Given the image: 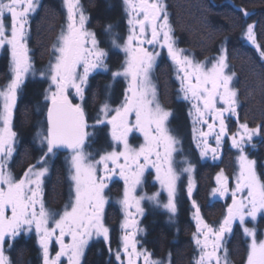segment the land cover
I'll return each instance as SVG.
<instances>
[{
    "label": "snow or ice",
    "instance_id": "1",
    "mask_svg": "<svg viewBox=\"0 0 264 264\" xmlns=\"http://www.w3.org/2000/svg\"><path fill=\"white\" fill-rule=\"evenodd\" d=\"M63 3L67 24L53 45L54 62H50L47 72L40 73L42 78L50 81L45 96L49 101L47 135L39 140L41 145H47V151L38 160L39 167L30 165L23 177L15 179L8 170V161L15 151L13 109L26 75L30 72L35 74L27 37L30 16L37 11L39 0H0V48L8 46L13 72L9 83L0 88V264H12L5 247L11 249L21 233L31 232L33 228L41 250L42 264H63L62 258H66L67 264H81L85 247L93 236H102L107 244L109 229L104 224L107 202L104 190L108 187V181L117 175V170L124 181V198L120 203L126 216L133 215V207L143 214L140 202L144 199L166 210L170 220L175 216L180 173L175 167L173 154L178 151L180 141L168 127L172 113L160 104L151 80V71L161 53L145 45L153 46V49L156 46L166 48L176 66L179 92L191 104L189 116L193 122L194 142L197 147L201 143L204 145L200 153L202 158L208 152L212 153L213 160L219 158L217 149L221 146L222 138L228 134L225 114H238V92L232 86L235 73L226 71L229 65L225 49H221V54L211 63V67L195 62L176 46L163 0H123L129 34L121 43V37L113 31L112 25H106L104 30L111 46L125 54L122 68L112 72L113 80L123 76L128 86L119 107L113 109L107 100L100 104L95 125L91 127L110 126L113 150L100 155L98 160L90 159V154L84 150L91 135L88 131L90 125L82 103H75L70 98L73 93L69 90H73L74 95L83 102L90 74L97 70L109 71L106 64L109 53L100 46L96 33L85 27L88 17L80 0H63ZM238 10L245 17L250 15L243 8ZM8 18L10 27L6 23ZM253 27L252 24L247 25L244 38L256 47L264 59V50L257 43ZM132 114L135 116L134 123L130 119ZM217 121L219 132L215 131ZM237 122L240 130L230 139L232 148L239 153L238 173L235 188L231 190L232 203L227 206V215L218 228L210 226L202 218L195 200L192 202L196 222L193 241L198 252L194 264H229L224 247L225 234L232 231L233 222L237 220L245 236L251 238L246 264H264V240H258L256 228H249L246 223L249 218L255 223L258 215L264 214V182L257 175L256 161L250 159L245 151V145L252 142L253 136L264 132V125L249 127L247 123ZM197 125H207V132L200 128L202 140H197ZM133 131L144 138L138 149L129 143V134ZM212 135H215L217 147H209L206 138ZM57 148L71 151L69 177L73 181L74 196L70 195V204L65 206L59 219H54L45 207L42 186L43 177L49 171V154H55ZM148 167L155 169L156 181L168 194L167 203L160 201L159 192L151 196L133 195L137 186L142 184L144 171ZM182 171L189 174L187 191L189 199H192L193 166L186 162ZM216 183L212 195L223 198L229 192V180L223 170L217 174ZM135 224L133 219L122 224V227L127 229ZM139 231L142 230L137 228L136 231L125 232L122 247L115 251L117 264H139L141 259L143 264H164L162 260L153 259L146 249L137 248L139 242L135 236ZM66 237H70V242H66ZM53 240L59 245L54 256L50 254ZM109 254H112L111 248ZM168 264H171V253Z\"/></svg>",
    "mask_w": 264,
    "mask_h": 264
},
{
    "label": "trees",
    "instance_id": "2",
    "mask_svg": "<svg viewBox=\"0 0 264 264\" xmlns=\"http://www.w3.org/2000/svg\"><path fill=\"white\" fill-rule=\"evenodd\" d=\"M166 5L172 36L178 47L198 61L213 58L222 48L225 49L230 70L235 73L234 86L238 92L239 105L236 120L239 123H247L249 127L264 125V59L261 58L256 47L243 35L247 25L252 24L257 43L261 46V50H264V0H166ZM54 6L42 5L39 13L31 18L30 43L36 55L34 59L36 72L42 68L46 71L53 58L52 47L59 34L58 11ZM90 8L91 18L99 24L106 21L112 22L117 16L118 8L111 0H90ZM240 8L245 9L250 15L245 17L243 12L238 10ZM2 65L0 61V83L3 81ZM41 83L37 75L36 79H31L22 85L19 93L13 130L22 138L25 145L30 136L34 137L39 133L37 123L43 126L42 113L45 102L41 97ZM172 132L182 139L180 140L182 149L191 152L188 134L182 137L175 127ZM94 138L97 137H88L87 145H90ZM248 149L249 156L256 161V170L261 182H264V132L254 136ZM20 152V159L14 161L18 169H21L29 160L27 152ZM224 153L218 164H213L214 172L223 169L228 176H231L234 153L228 146H224ZM60 164V161L56 159L51 171L52 176L48 181L51 184L49 188L51 203H48L47 207L51 209L59 208L67 194V182L61 176L63 171ZM200 167L202 172V168L205 170L206 165ZM63 168L66 171L64 162ZM200 177L201 185L196 203L199 208H203L206 204L208 176L204 177L201 174ZM179 206L178 220H170L169 215L151 207V212L146 213V218L143 220L142 250L146 249L152 254V258L157 260L169 259V253H171V264H193L194 257H197V247L191 242L195 232L193 222L187 218V209L182 199ZM217 208V219L220 220L224 213V204L218 202ZM258 217L256 227L262 229L264 214ZM116 219L117 213L112 209L107 216V221L111 224L110 229L113 235H115ZM229 240L231 251H233L230 253V261L242 264L246 253L245 240L238 230ZM111 249L110 255L105 246L95 243L85 251L82 264H113V257L118 247L114 246ZM6 250L12 264H41L38 259V248L32 237L25 239L23 235H20L12 248L9 249L6 246Z\"/></svg>",
    "mask_w": 264,
    "mask_h": 264
},
{
    "label": "flooded vegetation",
    "instance_id": "3",
    "mask_svg": "<svg viewBox=\"0 0 264 264\" xmlns=\"http://www.w3.org/2000/svg\"><path fill=\"white\" fill-rule=\"evenodd\" d=\"M115 3L116 7L118 8L117 11V16L115 17V19H113L112 22L106 21L103 24H99L98 22L96 23V21L94 19L91 18V14H90V0H80V4L84 9V13L85 15L88 17V20L86 22L85 27L96 33L97 35V39L100 41V46L102 48H105L108 51V57L106 59V64L108 65L109 71L104 72V71H94L90 74L89 78H88V83L87 86L85 87V96H84V100L83 102L80 101L79 98H77L74 95L73 90H69L70 92H72L73 94L70 96V98L75 102V103H82L86 116H87V121L88 124L90 125V127L88 128V131L91 133V136L93 137H97L91 140V144H88V139L85 143L84 146V150L86 153L90 154V159H95L96 157H99L100 154H104L105 152H110L113 150V141L111 139V135H110V126L107 124L104 125H96L95 127H91L92 125H95V121H96V117L97 114L99 112V107L100 104L104 101L107 100V102L109 103V105L114 109L116 107H119L124 99V92L125 89L127 88V83L125 82V78L123 76L116 78L115 80H113L112 77V72L116 71L118 69H121L123 64H124V60H125V54L123 52H121L119 49H115L111 46L110 44V40L108 38V34L105 32V26L106 25H112V29L115 33L119 34V36L121 37L120 42L123 43V40L127 37V35L129 34V26L127 24V16L126 13L124 11V5H123V0H111ZM163 3L165 4V8L167 11V5H166V0H163ZM47 5V6H54L56 7L57 11H58V17H59V28H58V32L61 31V29L66 27L67 24V12H66V8L65 5L63 3V0H39V7L37 8V11L32 14L30 16V21L31 18L34 17L35 15H37L40 11V8L42 7V5ZM169 16V15H168ZM29 28V25H28ZM172 34V33H171ZM27 43H28V48H29V56L30 58H34L36 57L35 54L30 52V43L29 40L27 38ZM145 47L149 48L150 50H155L160 52L161 54L156 58L155 64L153 66V69L151 71V80L153 85L155 86L156 89V93H157V99L159 100L160 104L167 110H169L172 114L169 117L168 120V127L169 129L172 131L175 128H177V130L179 131V134L182 137H185L188 134V138L191 144V152L189 151H185L182 149V151L180 152V155H183L185 158H189L193 160V165L195 166V184H194V188H193V192H192V199H189L188 194L186 195V191H184V189L182 188V180L180 179L179 181H177V192H176V204H177V211L174 217H172V219L174 220H178V214L180 212L179 208V203H180V199H182L184 201V205H185V209H187V218L188 220H192L193 222V227H194V231L196 232V222L194 220V212L195 209H193L192 207V202L193 200L198 199L197 195L199 192V186L200 184V180L199 178H201V174H203V176H208V185L206 187H208V191L207 194L205 196L206 198V204L204 205L203 208L200 207V213L202 218L204 219L205 223H207L210 226H216L218 223L217 217H218V208H217V199L216 197H213L212 195V189L214 188L215 182H214V162L212 159V153L208 152V154H210V156H207V158L205 160L202 159V157H200V155L197 154V150L194 147V140H193V133L191 131V128L193 127V122H192V118L189 116V110L191 108V104L188 101H185L182 98L181 93L179 92L180 89V81L177 79V69L176 66L174 65L173 61L169 58L168 53H167V49H161L158 46H156L153 49V46L150 45H145ZM179 49H182L180 47H178ZM0 61H2V70H1V74L3 75V80L5 81L7 79V75H9V68H10V63H11V57L9 55V49L7 47H5L4 49L1 50L0 52ZM43 67V66H42ZM82 71V69H81ZM41 72H46L44 68H42L41 70H39V72H37L38 75V79L42 82L41 86H42V91H41V97L42 100H44L45 102V106L43 109V113H42V118H43V126H41V128L39 129V136L38 134L33 136H30L28 138V142L27 145L23 144L22 138L17 136L15 137V151L13 153V156L11 158V162L10 163V168L12 169V171H16L18 170L20 173H23L25 170H27L29 168L30 165H34L37 164V159H40L41 156H43L44 152L47 151V145H38L39 144V140L40 137L47 135V118H46V113H47V106L49 101H47L45 99V94H46V90L49 88L48 85V79L46 78H42L40 73ZM182 75V73H181ZM98 78V79H96ZM29 80H27L24 84L28 83ZM23 84V85H24ZM18 96V94H17ZM17 106H18V98L16 99V104L15 107L13 109V117H12V127L13 125H15L16 122V111H17ZM219 107H222L223 105H218ZM238 112V110H237ZM91 116V118L89 117ZM131 121L134 123L135 122V116L134 114H132L130 116ZM211 122V120H210ZM199 126L198 132L200 131V128L203 127V130L205 129V132L208 131L207 125H197ZM218 127V126H217ZM135 132V131H133ZM137 132V131H136ZM175 134V133H174ZM177 139L180 141L182 140L181 138L178 137L177 134H175ZM38 136V137H36ZM99 136L101 138H99ZM99 138V139H98ZM200 139H204L201 138ZM209 144V147H217L216 143H215V135L209 136L206 138ZM181 143V142H180ZM203 144V143H202ZM224 145H221L218 149H217V154L219 156L218 159H216L217 162H219V159L221 157H223L225 155L224 153ZM182 148V146H181ZM27 152V154L29 155V160H27L23 167L21 169H18L15 167V159L19 160L20 159V154L21 152ZM92 152V154L90 153ZM179 154V153H178ZM71 155V151L67 150V152H62L59 150H55V154H49L48 157V168L49 171L48 173L43 177V201L45 205H48V203H51V197L49 194V188L51 186L49 181V177L52 176V167L54 165V163L56 162V159H58L60 161V167L61 170L63 171L62 173V177H64V179H66L67 176V171H65V169L63 168V162L65 164V159L67 158V156ZM204 161V162H203ZM206 165L205 170L202 168V172H200L201 167L200 166H204ZM200 167V169H199ZM204 170V171H203ZM223 170V169H221ZM220 170V171H221ZM119 170H117V175L113 176L112 179L110 181H108V187L105 188L104 190V195L106 197V204H105V211H104V224L105 226L109 229V241L106 244L104 239H100L97 238L95 236H93L88 243V247L85 249V251L93 246L95 243H98L100 245H103L106 247L107 251L109 252V248H113L114 246H117L118 249H120L122 247V237L124 236L123 231H122V225H121V221L123 219V214H121L120 212V208H119V200L122 197V195L124 194V190H123V180L120 178L119 174H118ZM224 174L226 176H228L225 171L223 170ZM153 174L151 172H147L144 177L142 178V184L139 185L138 188V196H140L142 193L143 194H147L148 192L151 194L152 191H154V189H156V187L158 186L157 182L155 183H151V176ZM229 178V176H228ZM63 179V180H64ZM121 179V181L119 180ZM230 183H229V190L231 191L232 189V179L230 178ZM66 182V181H65ZM67 195V194H66ZM148 195V194H147ZM225 196L227 197L226 201L228 202L230 199L232 201V198L229 197V193H226ZM164 194L162 193L161 195V201L162 199H164ZM67 197L65 196V198H63V200H65ZM165 200V199H164ZM164 200L162 201V203L164 202ZM121 206V205H120ZM157 208L158 210H160L162 213L169 215L170 214L168 212H166L164 209H162V207H157V206H152L149 203H145L144 206L142 207L143 210L145 211L143 213V216L139 218V220L136 218V214L132 215V216H127L129 219L128 221L131 220H135L136 224L133 226L132 229H125L123 228L124 232H132V231H136L137 228L141 229L143 231V220L146 218V213L151 212L150 210L152 208ZM224 208H225V203H224ZM115 210V212L117 213V219L115 221L116 226H115V235L111 234V229H110V223H108L107 221V216L109 214L110 211ZM226 209V208H225ZM224 209V210H225ZM235 229V228H234ZM237 229H235L233 231L236 232ZM142 231L137 232L138 235L136 234L135 239L139 242L137 244V248L142 250V244H141V240H142ZM194 232V233H195ZM233 233L231 235H226L225 234V240H224V247L227 249V254H228V261L229 264H238L236 261H230V253H233V251H231V246L229 245V238L233 236ZM242 236V235H241ZM66 242H70V238L66 237ZM191 242L193 244V246H196L194 241H193V237L191 239ZM246 246V245H245ZM37 247V246H36ZM59 250V245H57L55 243V240H53L50 244V254L51 255H55V253ZM246 250V247H245ZM84 251V254H85ZM38 252H39V258L40 262L42 264V256H41V250L40 248H38ZM197 252V251H196ZM222 251H221V255H222ZM247 253V250H246ZM246 253H245V257H246ZM83 254V256H84ZM121 255L123 256V253H121ZM82 256V257H83ZM197 256H198V252H197ZM245 257L243 259L242 264H245ZM84 258V257H83ZM83 258H82V262H83ZM172 258V257H171ZM230 258V259H229ZM63 259V264H67V260L66 258H62ZM81 262V264H82ZM194 264V260L192 262ZM113 264H117V261L115 259V255L113 257ZM139 264H143V260L141 259L139 261Z\"/></svg>",
    "mask_w": 264,
    "mask_h": 264
},
{
    "label": "rangeland",
    "instance_id": "4",
    "mask_svg": "<svg viewBox=\"0 0 264 264\" xmlns=\"http://www.w3.org/2000/svg\"><path fill=\"white\" fill-rule=\"evenodd\" d=\"M31 22L32 21H30L29 22V28H28V40H29V43L31 42ZM6 23L9 25V27H10V18H8L7 20H6ZM62 30V29H61ZM90 31V30H89ZM60 33H61V31L59 32V34H58V36L60 35ZM58 36L55 38V40H54V42H55V44L57 43V38H58ZM174 38V37H173ZM175 40V39H174ZM175 44H176V46H177V43L175 42ZM27 45H28V43H27ZM5 47H7L8 48V46L7 45H5L4 47H2V48H0V52H1V50L2 49H4ZM29 47H30V52L31 53H33L34 54V50H33V47H32V45H31V43H30V45H29ZM178 47V46H177ZM184 50V49H183ZM52 53H53V47H52ZM184 54L185 55H187V56H189L193 61H195V62H200V63H204L207 67H211V63L215 60V58L216 57H218L220 54H221V51H219V53L218 54H215L214 56H213V58H210V59H204L203 61H198L197 59H195L194 57H192L190 54H188L185 50H184ZM226 54V53H225ZM9 55H10V57H11V53H10V50H9ZM54 59H55V57H54V54H53V58H52V61L51 62H54ZM31 62H32V66H33V70H34V75L30 72L29 74H27L26 75V77H25V79H24V83L27 81V80H31V79H36V76H37V72H39V71H37L36 72V69H35V64H34V58H32L31 59ZM227 63H228V60H227ZM10 68H9V75H7L8 77H7V79L4 81H2V83H0V88H3V87H5L8 83H9V81L11 80V78H12V76H13V72H12V64L10 63ZM49 66V65H48ZM48 68L49 67H47V69H46V72H47V70H48ZM226 71L227 72H229L230 74L232 73L231 72V70H230V67H228V69H226ZM234 80H235V77L233 78V81H232V86L235 88V86H234V84H235V82H234ZM48 85H50V81L48 80ZM23 83V84H24ZM22 84V85H23ZM21 85V86H22ZM21 88L22 87H20V89L18 90V96H17V98L19 97V93H20V91H21ZM236 89V88H235ZM71 90V89H70ZM47 94V93H46ZM46 94H45V96H46ZM18 100H19V98H18ZM239 100V99H238ZM223 107V106H222ZM37 121V118H36V120H35V122ZM38 122V121H37ZM36 122V123H37ZM225 123H226V126H227V135L226 136H224L223 138H222V143H221V145H224L225 144V146H228V148L230 147V150L232 151V153H234L233 154V156H234V161H233V164H234V166H233V170H232V174H231V176H229V178H228V180H230V178L232 179V182H231V185H232V189H234L235 188V176L237 175V173H238V161H237V156H238V151L236 150V149H234V148H232V143H231V139H230V137L233 135V134H235L237 131H239L240 129H239V126H238V122H237V120H236V116H230V115H228V114H225ZM216 125L218 126V127H216V129H215V131L216 132H219V122L217 121L216 122ZM36 127H38V129H40V127H41V124L38 122L37 123V125H36ZM196 128H197V132H196V137H197V140H201L200 139V136H199V132H198V129H199V126H196ZM191 131H192V133H193V127L191 128ZM204 131H205V129H204ZM172 132V131H171ZM172 134L174 135V136H176L173 132H172ZM36 137H38V136H36ZM253 138H254V136H253ZM194 140V139H193ZM144 142V138H143V136L139 133V132H132V133H130L129 134V143H130V146L131 147H133V148H136V149H138L139 147H140V145L142 144ZM215 143H216V139H215ZM38 145H41L40 144V142H39V144ZM250 146V143H247L246 145H245V151H246V154L248 155V157L250 158V159H252V160H254L252 157H250L249 156V152H248V147ZM121 148H122V146H120ZM194 147H195V149L198 151L197 152V154L198 155H200V153H201V150H203V148H204V145L201 143L200 144V147H197V143L196 142H194ZM177 148H178V151L177 152H175L173 155H174V160H175V167H176V169L179 171V173H180V178H179V180L181 179L182 180V188L184 189V191H186L187 192V188H188V182H189V174L188 173H185V172H183L182 171V169L186 166V162L187 163H189V164H191L192 166H193V172H192V174H191V176H192V180H193V183L195 184V176H194V173H195V166L193 165V160L192 159H189V158H185L183 155H180V152L182 151V148H181V145H180V143L177 145ZM179 153V154H178ZM100 155H102V154H100ZM207 156H210V154H207ZM207 156L206 157H204V158H202L203 160H205L206 158H207ZM200 157H201V155H200ZM70 159H71V155L70 156H67V158L65 159L66 161H65V164H66V171H67V176H66V182H67V187H66V193H67V195H66V200H64L62 203H61V205L59 206V208H57V209H51L50 207H47V205H45V207H46V209L49 211V213L52 215V217L54 218V219H59V216L64 212V210H65V206L66 205H69L70 204V195L71 196H74V192L72 191V185H73V181L70 179V177H69V167H70V164H69V161H70ZM96 160H98L99 159V157H96L95 158ZM38 160L39 159H37V162H38ZM9 162H11V159L8 161V170L12 173V175H13V177L15 178V179H20L21 177H23V175H24V172L26 171H24L23 173H20L18 170H16V171H12V169L10 168V163ZM204 162V161H203ZM213 162H214V165H217L218 164V162L216 161V160H213ZM34 165H37V164H34ZM38 167H39V165H37ZM257 171V170H256ZM147 172H151L153 175L151 176V178H152V180H151V183H155V182H157L156 181V179H155V177H156V172H155V169H153V168H151V167H148L147 169H145V171H144V175L147 173ZM221 171H219V172H216L215 174H214V176H215V178H214V182H215V185H214V188L215 187H217V183H216V176H217V174L218 173H220ZM144 175H143V177H144ZM225 175V174H224ZM257 175H258V177L260 178V176H259V174L257 173ZM226 176V175H225ZM228 177V176H227ZM120 181H121V179H119ZM143 180V179H142ZM178 180V181H179ZM261 180V179H260ZM123 182V190H124V181H122ZM229 183H230V181H229ZM157 184H158V186L156 187V189H154V191H152L151 192V194L148 192L147 194L145 193V194H141L140 196H151V195H153L154 193H157V192H159V199H161L160 197H161V195H162V193L164 194V199H162V201L164 200V202L163 203H167V199H168V194H167V192L166 191H164V190H162L161 189V186H160V184L157 182ZM138 188H139V186H137V188H136V191H135V193H133V195H135V196H137V197H139L138 196ZM231 189V190H232ZM229 197H231L232 198V196H231V191L229 190ZM188 194V192L186 193V195ZM240 194H238V196H239ZM216 197V199H217V201L219 202V203H225V210H224V213H223V215L221 216V218H220V220H218V224L215 226V227H219V225H220V223L222 222V220H223V218H224V216L226 215V213H227V206L228 205H231V203H232V201H231V199L227 202L226 201V199H227V197L226 196H224L223 198H220L219 197V195H217V196H215ZM123 198H124V194L122 195V197L120 198V200H119V203H120V201L121 200H123ZM161 201V200H160ZM161 201V202H162ZM149 203L150 205H152V206H156L154 203H152V202H150L149 200H147V199H144V200H141V202H140V206L141 207H143L144 206V204L145 203ZM121 205V206H120ZM120 205H119V208H120V212H121V214H123V219H122V221L120 222L121 223V225L122 224H124L125 222H128V220L129 219H131V218H128L127 216H126V214H125V209H124V206L120 203ZM39 206L37 205V208H38ZM163 209V208H162ZM166 211V210H165ZM131 212H132V214H136V218L139 220V218H140V216L142 217L143 216V214H140V213H138L137 211H136V208L135 207H133L132 209H131ZM145 211L143 210V213H144ZM167 212V211H166ZM9 215H10V211H9V213H8ZM259 215H261V214H259ZM258 215V216H259ZM258 218L259 217H257V220H258ZM257 222V221H256ZM256 222L254 223L250 218L249 219H247V221H246V223H247V226L249 227V228H252V227H255L256 228V230H257V239L258 240H264V228H262V229H259V228H257L256 227ZM237 229L238 230V232L242 235V238L245 240V244H246V250H247V253H246V257H245V262L247 261V254H248V250H249V244H250V241H251V238L250 237H246L245 236V234H244V232H243V230H242V228L240 227V225H239V221L237 220V221H234L233 222V228H232V231L230 232V233H226V235H231L232 233H233V231L235 230V229ZM122 231H123V234H125V232H124V230H123V228H122ZM133 232V231H132ZM21 235H23V237L25 238V239H27V238H30V237H32V238H34V243L36 244V246H37V248H39V245H38V243H37V237H36V233H35V230H34V228H33V230L31 231V232H24V233H21ZM137 235H138V233H137ZM68 238H70V237H68ZM100 239H102L103 237L101 236V237H99ZM17 239V238H16ZM88 246H86L85 247V249L87 248ZM85 251V250H84ZM5 252H6V255H8L9 256V254L7 253V250H6V247H5ZM223 254V253H222ZM82 258L83 257H81V262H82ZM158 260H162V261H164V264H168V258H163V259H158ZM246 264V263H245Z\"/></svg>",
    "mask_w": 264,
    "mask_h": 264
},
{
    "label": "water",
    "instance_id": "5",
    "mask_svg": "<svg viewBox=\"0 0 264 264\" xmlns=\"http://www.w3.org/2000/svg\"><path fill=\"white\" fill-rule=\"evenodd\" d=\"M46 118H47V113H46ZM56 150H59V151H62V152H67V150H69V149H67V148H57ZM226 215H227V213H226ZM133 226L134 225H130L129 229H132Z\"/></svg>",
    "mask_w": 264,
    "mask_h": 264
}]
</instances>
